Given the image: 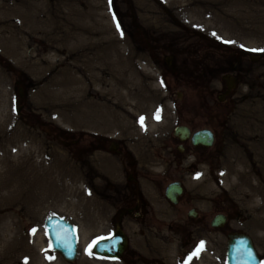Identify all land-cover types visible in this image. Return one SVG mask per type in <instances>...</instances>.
Masks as SVG:
<instances>
[{
	"label": "rangeland",
	"instance_id": "rangeland-1",
	"mask_svg": "<svg viewBox=\"0 0 264 264\" xmlns=\"http://www.w3.org/2000/svg\"><path fill=\"white\" fill-rule=\"evenodd\" d=\"M147 1L154 10L148 18L145 15L150 11L144 10V0H0V136L6 135L1 138L0 144H6L0 146V151L11 150L4 159H1L4 153L0 155V264H103L93 261L88 246L92 237L106 231L105 221L109 219L102 217L101 212L107 206L92 198L87 191L85 167L72 157L69 143L76 128L87 127L91 114L98 119L99 114L121 116L115 118V126L127 123L137 114L145 116L152 109L156 115H173L174 101V115L185 116L187 111L179 110L184 111L186 106L194 105L193 111L199 109L189 101V95H199V90H186L188 84L200 85L207 101L210 99L209 104L216 105L223 86L222 76L229 71L240 79L232 101L224 104L223 110L224 114L229 110L226 113L229 123L236 124L230 126L228 144L220 161L214 164L219 170L208 175L204 189L206 194H218L219 188L214 183L218 178L223 184L218 182L219 187L227 188L228 194L250 196V206L261 204L249 228L264 258V0ZM89 4L98 6L92 11L93 16ZM68 11H74L75 15L64 21ZM97 13L110 15L111 24L106 20L104 24L97 22ZM68 21L99 29L116 28L113 34L118 39L127 38V44L109 45L103 51V65L94 63L96 58H88L92 57L87 49L90 40L75 38V31L67 29L66 34L57 26ZM127 51L132 54L129 67L138 77L140 87L131 95L126 90L120 93L111 90L108 97L116 102L115 108L105 106V111L98 114L101 105L78 101L74 108L72 104L70 114L52 109L67 93L63 80L74 70L71 63H84L86 99H90L93 85L89 87V82H99L102 73L106 81L113 82V76L120 73L118 61L123 68L126 65ZM172 51L175 58L168 66L164 59ZM252 54L260 57L256 59ZM113 61L117 65H111ZM120 71L124 77V71ZM164 84L172 88L168 91ZM126 87L131 88V84ZM64 118H70V125ZM9 126L12 128L7 129ZM45 126L49 131L58 128L63 133L54 131L49 135L43 129ZM27 137L34 139L33 146L27 145ZM17 145L35 153H39L40 146L43 160L56 167L60 163L59 168L52 167L48 173L67 180L70 172L71 187H77L75 197L72 195L76 211L72 212L70 202L60 197L64 193L41 194L39 187L12 198V204L2 198L6 192L2 184L11 181L4 171L17 168L13 167L17 165ZM55 153L62 154H58V160ZM63 159L67 163L62 165ZM4 163L8 170L2 168ZM48 173L36 172L38 186L50 182ZM115 175H119V170ZM32 192L37 193L35 197ZM50 214L63 215L79 226L81 243L74 262L65 261L53 251L44 226ZM92 219L96 227L91 233ZM25 236L27 239L18 245L20 237ZM22 247L27 251L24 255Z\"/></svg>",
	"mask_w": 264,
	"mask_h": 264
},
{
	"label": "flooded vegetation",
	"instance_id": "flooded-vegetation-1",
	"mask_svg": "<svg viewBox=\"0 0 264 264\" xmlns=\"http://www.w3.org/2000/svg\"><path fill=\"white\" fill-rule=\"evenodd\" d=\"M175 54L166 56L173 62ZM225 74L230 76L222 78L216 105L209 104L200 85L188 84L186 90H199V95H189L198 110L186 106L179 110L187 111L185 116H175L174 101L173 115L157 118L152 109L145 116L137 114L123 121L124 127L113 125L121 116L99 114L105 106L116 107L111 96H106V104L97 110L99 119L91 114L87 127L76 128L70 141L72 156L85 167L87 191L107 206L101 212L109 219L104 239L113 235L104 255L92 249L93 261L227 264L229 237H252L250 220L261 204L250 206V196L228 194L227 188L219 187L223 184L218 178L214 180L218 194H206L204 189L208 175L219 170L214 164L228 144L230 126L236 124L229 123V110L224 114L223 107L232 101L240 77L231 71ZM140 117H144L142 122ZM117 170L119 175H115Z\"/></svg>",
	"mask_w": 264,
	"mask_h": 264
},
{
	"label": "bare ground",
	"instance_id": "bare-ground-1",
	"mask_svg": "<svg viewBox=\"0 0 264 264\" xmlns=\"http://www.w3.org/2000/svg\"><path fill=\"white\" fill-rule=\"evenodd\" d=\"M68 1H71V0H68ZM144 2L146 4V7L144 10L147 12L150 11V14L145 15L148 18L149 16H151L153 14V11H154L152 9L153 4L148 3L147 0H144ZM89 8L91 10V15L93 16L92 11L94 9L98 8V6H94L92 4H89ZM88 10L85 11V14H88ZM74 15H75L74 11H68L65 13L63 20L67 21L69 19V17H72ZM110 17L111 16L108 15L107 13H97L96 20L99 23L102 22V24H104L103 22L105 20L108 23H110L111 22L109 19ZM47 19H49V18L47 17ZM86 19H85V21H86ZM85 24H79V23L74 22V21H71V22L68 21L67 23H63V24L58 23L57 26L61 27L62 31L65 32L66 34L68 33L67 29H71V31H75L74 32L75 38L80 37L81 39L86 38V39L90 40L91 45L88 46L87 49L90 50L88 52H90L92 57H88V58H90V59L96 58V61L94 63H97V64L102 63L104 56H105L103 54V51L108 49L109 45L116 46V45H118L119 42H124L127 44V38L122 37V38L118 39L117 36L113 34V33H116V31H115L116 28L111 27V28L107 29L106 27H102V29H99L98 27L96 28L90 24L89 25H87V24L85 25ZM93 28L95 31L93 30ZM119 47H120V45H119ZM130 55H132L131 52L127 51L125 54V56H126V58H125L126 62L125 63L127 66L124 64V68L120 64V61H118V64H119L118 67L120 69H117V70L120 73L117 76H113V79H114L113 82L110 83V82L105 80V79H107L105 73H102V76L100 78H98L99 82H89V84H88L89 87H91L90 84L93 85V91L91 92L92 97L90 99H86L87 98V96H86L87 95V89L85 87V83H87L86 82L87 76L84 73H82L85 71L84 63L82 65L81 64L79 65L78 62L77 63H75V62L71 63L74 70L72 71L71 74H69V76L67 77L68 79L63 80L64 83H66V84H64V86L67 87V89H68L67 93L64 96H62L63 101H61V100L59 101L60 105L59 104H57V105L53 104L51 106L52 109L55 112H59L58 109H61L62 112H69V114H70L72 104H73V108H74V105L78 101H80V102L88 101V103H95V104L97 103L98 105H103V104H106V102H103L104 98H106V96L109 95L111 90H113L112 92H115V93H120L119 91L123 92L126 90V91H129V95H131L133 93V90H137L138 89L137 87H140V85L138 84L139 83L138 77L134 76L133 71L129 67L130 59H131ZM80 62H81V60H80ZM112 64L117 65V63L114 61H113V63H111V65ZM102 65H103V63H102ZM125 66H126V68H125ZM104 67H105V65H104ZM120 70L124 71V74H125L124 77L122 76V71H120ZM128 84H131V88L126 87V86H128ZM91 90H92V88H91ZM89 92H90V89H89ZM70 94H71V96H70ZM64 121L68 125H70V123H71L70 118H67V119L64 118ZM11 128L12 127H10V126L7 127V129H11ZM7 129H3V130H7ZM59 133L61 134L60 130H59ZM49 134L53 135L52 130H50ZM5 136H6L5 134H2L0 136V143L2 141L1 138H4ZM26 140H27V143L30 144L29 146H33L35 144L34 139H31V138L27 139L26 138ZM5 144H0V146H5ZM15 149L17 150L18 157L15 160V164H17V165H14L13 167H17V168L19 167V168L18 169L14 168V169L8 170V167H6V164L5 163L3 164L2 168L4 170H6V169L8 170V171H4V172H7V175L9 178H11V181L5 182L4 184H2L3 185L2 188L6 191L2 198L6 199L7 202H12V198H16V196L26 195L28 193L29 188H31L32 186L34 188L39 187L41 194L46 193L49 195H51V194L59 195V194L64 193V195H60V197H63L65 199V202H70L69 206L72 208V212H73V210L76 211L75 207H74L75 200L73 199L72 195H74V197H75L77 187L76 188H75V186H74V188L71 187L70 172H68L69 177L67 178V180L64 179L63 176L60 177L58 175H55L54 173H51V174L48 173L52 167H55V169L59 168L60 163L56 167V165L48 164L47 161L43 160L44 158H42L43 155L41 154L42 152L40 151L41 150L40 146L37 147V151L39 153H35L33 151H30V150H28V148H25L22 145H17L15 147ZM10 151L4 152L3 150H1L0 155H2V153H4L2 155L1 159L8 157V155L10 154ZM53 154H52V156H53ZM55 154L57 155L55 157L56 160L59 159V157H58L59 155H62L61 153H55ZM66 163H67V160L63 159L62 165L66 164ZM62 169H63V171H66L63 167H62ZM38 171L50 174V176H48V180L50 182H46L42 186H41V184H42L41 183L38 186L39 177H37L38 175H36V172H38ZM54 190L58 194L53 192ZM73 192H74V194H73ZM6 193L8 195H6ZM33 193H35V192H33ZM8 200H10V201H8ZM8 204L10 205V203H8ZM23 239L26 240L27 237L26 236L24 238L20 237V241H19L20 243L18 245H20V246L22 245ZM24 248H25V246H24ZM24 248L22 247V251H23L21 253L22 255L25 254L24 252H27L26 250H24ZM19 249H20V247H19Z\"/></svg>",
	"mask_w": 264,
	"mask_h": 264
},
{
	"label": "water",
	"instance_id": "water-1",
	"mask_svg": "<svg viewBox=\"0 0 264 264\" xmlns=\"http://www.w3.org/2000/svg\"><path fill=\"white\" fill-rule=\"evenodd\" d=\"M46 227L50 239L53 242V247L56 251L60 252L66 259L74 260L77 253L76 231L67 220L52 216L46 222ZM68 230L66 233L63 230ZM57 232H62L66 239H57ZM240 240L232 239L229 246V264H258L259 258L253 249L251 240L247 236H240ZM235 242V244H234ZM102 242H99L101 245ZM246 244V245H245ZM247 248V250H246ZM243 251V252H242Z\"/></svg>",
	"mask_w": 264,
	"mask_h": 264
},
{
	"label": "snow or ice",
	"instance_id": "snow-or-ice-1",
	"mask_svg": "<svg viewBox=\"0 0 264 264\" xmlns=\"http://www.w3.org/2000/svg\"><path fill=\"white\" fill-rule=\"evenodd\" d=\"M213 35H215V34H213ZM157 118H158V115H157ZM143 119H144V117H140L141 122L143 121ZM33 231H35V230H33ZM67 231L68 230H66V229L63 230L64 233H66ZM56 235H57L58 240L66 239V236L63 235L62 232H57ZM99 239H103V238H99ZM93 243H96V241H93ZM201 244H203V242H201ZM90 247H91V245H90Z\"/></svg>",
	"mask_w": 264,
	"mask_h": 264
}]
</instances>
